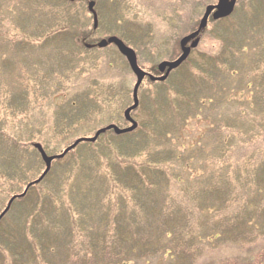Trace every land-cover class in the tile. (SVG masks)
Returning a JSON list of instances; mask_svg holds the SVG:
<instances>
[{
	"label": "rangeland",
	"instance_id": "rangeland-1",
	"mask_svg": "<svg viewBox=\"0 0 264 264\" xmlns=\"http://www.w3.org/2000/svg\"><path fill=\"white\" fill-rule=\"evenodd\" d=\"M87 1H65L63 7L59 0H0V213L44 171L32 143L56 155L110 123L129 125L123 113L133 101L135 75L113 45L87 49L83 40L119 36L136 51L139 66L157 75V64L179 54L180 39L197 29L205 6L217 2L96 0L93 32ZM64 12L74 19V31L55 34ZM229 50L242 64L232 76L222 70ZM258 69L264 72V0H238L231 16L209 21L198 46L164 83L143 79L131 113L137 129L80 143L12 203L0 221V264H115L112 256L118 264H144L152 250L171 245L155 226L168 223L170 229L187 218L193 246L204 250L196 264H264V167L258 183L243 177L247 168L264 166V113L253 100L255 95L264 103V73L262 89L251 91ZM184 93L200 103L199 112L182 102ZM170 99L182 102L177 111ZM234 111L250 115L236 118ZM146 133L161 137L150 141L159 152L139 151ZM166 155L172 157L161 172L147 169ZM224 163L229 180L199 200L191 197L205 183L198 178L220 176ZM147 179L154 181L152 189L140 182ZM130 186L140 187L138 196L151 203L153 218L145 221ZM165 208L173 211L166 215ZM119 213L126 229L113 249L112 217ZM132 218L146 230L136 231ZM167 263L189 264L179 257L153 261Z\"/></svg>",
	"mask_w": 264,
	"mask_h": 264
},
{
	"label": "trees",
	"instance_id": "trees-1",
	"mask_svg": "<svg viewBox=\"0 0 264 264\" xmlns=\"http://www.w3.org/2000/svg\"><path fill=\"white\" fill-rule=\"evenodd\" d=\"M65 1L66 0H59V2H60L59 4L61 6H63V3ZM73 20L74 19L72 18L71 14H69L68 12H64L63 18H62V23L60 24L61 27L57 28L54 31V33L55 34H63L65 32H67V31L72 33V31H74V29H73V27H74L73 26ZM229 53H230L229 58L228 59L224 58L225 59V67L226 68L223 66L222 70L223 71L227 70L228 75L232 76V74L236 75L237 69H239L242 66V64L237 62L236 57H235L236 55H234V53L231 50H229ZM235 53H238V51H236ZM212 61H213V64H215V65L218 63L216 57H214L212 59ZM215 65H214V67H215ZM218 67H219V65L217 67H215V69H219ZM203 73L206 74L205 71H203ZM263 73L264 72L262 70L258 69L254 73V76H252V78L255 79V82L258 83V84H255L254 86L251 87V91L252 92H255V93L258 94L259 89H262V85H260L261 83H260V77L259 76L261 74H263ZM249 87L250 86L247 85V88H249ZM253 88H254V91L252 90ZM178 96H180V95H178ZM181 97L185 98L182 101L183 103H188L190 101L189 103H191V104L194 103L195 104V105L192 104V105L195 106V107H193V109L195 108L193 110V112L196 111V110H198V112H199V110H201V109H199V107H197L198 106V101L192 99V96L190 94L184 93V95H181ZM204 98H205L204 96L200 97V99H204ZM197 99L200 100L199 98H197ZM215 99L216 98L214 96H212V101H214ZM260 99L261 98H259V97H255V95L253 96L255 108L258 109L259 113H260V111H263V113H264V103H261ZM91 101L96 105V101L94 99L91 100ZM168 102H169V105L173 108V109H171L172 111H177L175 109L179 108V104L182 103V102H178L177 103V101H175V99L174 100H170ZM215 103H216V101H215ZM80 115H84V114L76 115V118L80 119L79 118ZM232 115L234 117H236V118L244 115V118L246 119L247 117H249L250 113H246V112L242 113L240 111H234ZM89 116H90V114H87L86 117H89ZM63 120L65 121L64 122V124H65L67 121H66V119H63ZM68 121H69V119H68ZM74 122L75 121H73L72 123H74ZM148 133L151 134L149 132V130H148ZM129 134L120 135V136H128ZM149 134L146 133V135H144L143 138H144L145 142L142 145V147L139 149V151L140 152L147 151L149 154L150 153L159 152L156 148L150 147V145H152V144L155 145V143H151L150 141H151V139H154V140H156V142H159V139H161V137L159 135H157V136L154 135V133L152 135H149ZM127 139H130V137H128ZM27 140H30V139H27ZM160 149H163V146L160 147ZM170 150L173 151L172 149H170ZM151 157H152V155H151ZM165 157L166 158H164L161 162H158V163H155L154 161L151 160L150 164H154L155 166L147 167V169L148 168H152L153 170H151V171H154L155 173L161 172V171L158 172V170L160 169V166H162L165 163L170 162L172 156L166 155ZM224 164H225V165H223L224 168H222L223 172H222V174L220 176H218V177L214 176L213 177L212 175H210V176L205 175L204 178H198V180H201V181H203L205 183L202 186V191L199 194H196L195 192H193L191 197H194V195H196L195 199L199 200L201 198V195H203V193L208 192V188L218 187L220 184H222V183L224 184L225 180L228 181L230 176H224L223 177V174L225 172V167L228 165L226 163H224ZM263 167L264 166H261V167L260 166H258V167H253L252 166L251 169H249V168L246 169L245 168L246 170L244 169L245 170V174H244L243 177H244V179H246V182L251 183V181H255V182L258 183V181H259V170H261ZM118 180H122V177L118 178ZM140 182H142L145 186L147 185L148 187H151V189H152V186L154 184V181H152L151 179H147V181L141 180ZM139 190H140V187H135V188H132L131 186L129 187V191L136 198V200L134 201V205L136 206V208H138V210L141 212V215L144 217V219L146 221V220H149V218H153V212H152V208H151V203L149 204V202L147 201V198H143V197L138 196ZM170 197H171V195H170ZM119 201H120V199H119ZM169 201L172 202L177 207H181L183 209H186L184 204L182 202H180V201H175L174 197H172ZM120 202L122 203L123 201L121 200ZM172 211L173 210L171 208H165V209L161 210V212L166 214V215L171 214ZM132 216H135V213H133ZM236 217H238V216H236ZM236 217H235V215H231L232 219H235ZM112 218H113V222H114L113 224L116 227V231H115L114 235L112 234V236L111 235H109V236L112 237L111 241H115L114 239H117V242L113 243V245H112V248L115 249V248L118 247V245L121 242L123 243V241L118 239V238H119V235H121V231L123 229H126V226L124 224V216L121 213L116 214ZM131 220H133L132 223L135 226V230H136V228L143 229L144 231L146 230L145 228H147V226H145V225H140L139 226L138 219L132 218ZM74 222L77 223L76 220L75 221L71 220V223H74ZM79 222H81V221H79ZM168 226H169L168 223H161V224H159V225H157L155 227L157 228V233L158 234L167 236V238L165 240H167V241L169 240V243H171V245L170 244L166 245L162 250H160L158 248H157V250H152L151 255H148V259H146V262L144 264H150V263L153 264V261L156 258H159V257L160 258H166V260H171V259H175V258H178V257L179 258H187V262L189 264H196L197 260H199L201 255L204 254V250H198V249H196L193 246V243H192V237H193V233L192 232H193V229H189V227H190L189 218H187L185 223H183L180 226L171 227L170 229H169ZM95 228H97V226H95ZM130 233L132 234L131 231H130ZM105 238L106 237H103L104 240H105ZM136 242H137L136 240H134V239L132 240V244H135ZM109 245H110V243H109ZM109 245H108V248H110ZM186 252L188 253V255L186 254ZM116 260H117L116 256H112V262L115 263V264H118L119 262H116ZM106 263L108 264L109 261L107 260ZM136 264H143V262L137 261Z\"/></svg>",
	"mask_w": 264,
	"mask_h": 264
},
{
	"label": "water",
	"instance_id": "water-1",
	"mask_svg": "<svg viewBox=\"0 0 264 264\" xmlns=\"http://www.w3.org/2000/svg\"><path fill=\"white\" fill-rule=\"evenodd\" d=\"M70 1H73V0H70ZM235 3H236V0H217V2L215 4L207 5L204 9L203 16L201 17V19L199 21L197 29L195 31L183 36L180 39V41H179V46H180V51H181L180 55L174 60L162 61L158 64L157 70L160 73H163L162 76H154V75L144 71L138 65L137 56H136L135 51L132 48L125 45L122 40H120L119 38H117L115 36H110L109 38L102 39L95 44H85V46L87 48H91V47H95V46L99 47V48H104L109 44H114L117 47L118 51L127 60V63L129 65L131 71L133 72V74L136 77V81H135V84L133 87V92H132L133 104L124 111V116L129 122H131V125L128 127H125V128H120L115 124H109L105 127L98 129L92 137H81V138L76 139L71 145L66 147L60 154H57V155H48L45 152V150L43 149L41 144L34 143L33 147L39 152V154H40V156H41V158L45 164V169L37 180L31 182L30 184H28L26 186L23 193H21L20 195L13 196L8 201L6 208L0 214V218L9 209L11 203L13 202V200L16 197L24 196V194L27 192V190L31 184L38 183L40 180L43 179V177L48 173L53 160L62 158L66 153H68L70 150L75 148L80 142H95L97 140V138L100 136V134H102L108 130H113L114 133L117 135L125 134V133L133 131L137 127V123L131 118L130 114H131V111L136 109L138 106V89H139V86L141 85L143 79L145 77H148L150 79V81H164L168 77L169 73L172 70L178 68L183 63V61L186 60L190 51L193 48L198 46L199 40H200V34L205 29L209 17L211 16L212 19L218 20V19L225 18V17L229 16L233 12ZM94 6H95V2L93 0L88 2V11L93 16V30H95L98 26V18H97V14H96V11L94 9Z\"/></svg>",
	"mask_w": 264,
	"mask_h": 264
},
{
	"label": "flooded vegetation",
	"instance_id": "flooded-vegetation-1",
	"mask_svg": "<svg viewBox=\"0 0 264 264\" xmlns=\"http://www.w3.org/2000/svg\"><path fill=\"white\" fill-rule=\"evenodd\" d=\"M86 40L88 37H84ZM88 41V40H87ZM87 42H85V40H83V45L86 44Z\"/></svg>",
	"mask_w": 264,
	"mask_h": 264
}]
</instances>
